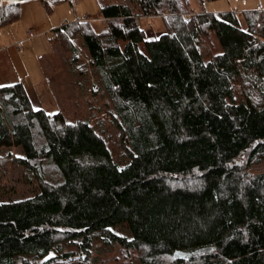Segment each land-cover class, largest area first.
<instances>
[{"label":"trees","instance_id":"trees-1","mask_svg":"<svg viewBox=\"0 0 264 264\" xmlns=\"http://www.w3.org/2000/svg\"><path fill=\"white\" fill-rule=\"evenodd\" d=\"M97 2L105 25L81 19L52 40L77 72L82 39L120 160L98 124L36 109L22 83L0 87V149H20L39 187L0 202V264H85L95 238L141 264H264V173H251L264 160V11H245L244 29L190 0ZM133 6L164 32L143 29ZM20 19L21 3L0 0V31Z\"/></svg>","mask_w":264,"mask_h":264},{"label":"rangeland","instance_id":"rangeland-1","mask_svg":"<svg viewBox=\"0 0 264 264\" xmlns=\"http://www.w3.org/2000/svg\"><path fill=\"white\" fill-rule=\"evenodd\" d=\"M30 4L42 6L38 14L49 21L51 30L38 32L34 37L27 34L34 19L27 20L25 15L16 22L22 35V43L15 52H19L20 60L8 51L1 53V47L9 43L8 29L0 31V87L22 83L36 109L45 110L49 114L61 113L68 124L86 122L92 127L99 125L109 139V149L115 160H120L122 148L117 145L119 132L112 124V118L105 107V91L99 77L90 65L85 45L81 38L72 41L76 47V64L70 63L73 53L67 52L66 45L52 40L56 29L65 24L84 20L92 17V22L97 26L105 25L104 17L99 9L97 0H59L50 1L51 8L43 7L44 2L33 1ZM264 7V0H190V10L196 13H223L235 12L243 14L245 11ZM133 11L138 14L140 26L143 29H152L156 35L164 32L165 27L162 17L142 16L138 7L133 6ZM264 11V10H263ZM84 18V19H83ZM25 19V20H24ZM244 24V21L242 19ZM29 25V26H27ZM242 25V24H241ZM12 28V27H10ZM14 28V27H13ZM10 30V29H9ZM9 32V31H8ZM27 34V35H26ZM21 61L29 71V78L20 80L16 74ZM83 69V72L81 70ZM100 122V124H99ZM22 156L18 148L0 149V202H10L24 199L39 191L38 185L29 178L25 169L16 162ZM252 174L264 173V160L251 168ZM115 231L126 239H132V233L127 224L114 228ZM66 251L75 250L74 246H67ZM139 251L120 246L117 243L106 244L95 238L90 253L84 259L85 264H141ZM180 258V257H179ZM183 259V258H180ZM44 261H41L43 264ZM74 260L69 264H79ZM56 264H66L58 262Z\"/></svg>","mask_w":264,"mask_h":264},{"label":"crops","instance_id":"crops-1","mask_svg":"<svg viewBox=\"0 0 264 264\" xmlns=\"http://www.w3.org/2000/svg\"><path fill=\"white\" fill-rule=\"evenodd\" d=\"M33 1H40V0H31L29 2H22L21 3V18H22V16L25 15V19L30 20V22H31L32 19L35 18L34 21L30 24V25H33L34 28L29 29L28 31H33L34 35L36 36L39 31L41 33L42 32H46L47 33L49 30H51V27H50V24H49L48 20L44 19L43 17H42V19H40V17L38 16V14L42 10V6H38V4H30V3H33ZM43 7H46V5L43 4ZM50 8H51V4H50ZM254 10L263 11L264 7L260 6L258 9H254ZM241 16H242V19L244 21V24L242 22L240 14H238V18L240 20V23L242 24L243 28L245 29L246 25H245V20L243 18V14H241ZM22 20L23 19H21V21ZM15 24L16 23L11 24L8 27L4 28V29H8L7 30V34H8L9 43L6 46L1 47L2 48L1 49V53L4 52V51H8L12 55H15L16 59L20 60L21 58L19 56V52H15V48H19V44L22 43V35L18 33L19 32V28L15 27L14 26ZM27 26H29V25H27ZM10 27H12V28H10ZM28 31H27V34H28ZM16 74L18 75L20 80H24V79L29 78L28 68L25 66V64L22 61H21L20 65H19V67L16 70ZM3 86H7V85H3Z\"/></svg>","mask_w":264,"mask_h":264},{"label":"water","instance_id":"water-1","mask_svg":"<svg viewBox=\"0 0 264 264\" xmlns=\"http://www.w3.org/2000/svg\"><path fill=\"white\" fill-rule=\"evenodd\" d=\"M1 1H13L14 3H22V2H29L31 0H1ZM191 254H186V253H183V254H180V253H176V256L177 257H180V258H187L189 257Z\"/></svg>","mask_w":264,"mask_h":264},{"label":"built area","instance_id":"built-area-1","mask_svg":"<svg viewBox=\"0 0 264 264\" xmlns=\"http://www.w3.org/2000/svg\"><path fill=\"white\" fill-rule=\"evenodd\" d=\"M188 18H189V16H186V19L188 20ZM105 19V18H104ZM85 21H91L92 20V17L91 16H87L85 19H84ZM28 35L30 36V37H34V33H33V31H28Z\"/></svg>","mask_w":264,"mask_h":264}]
</instances>
